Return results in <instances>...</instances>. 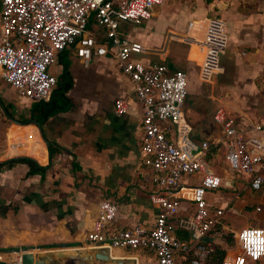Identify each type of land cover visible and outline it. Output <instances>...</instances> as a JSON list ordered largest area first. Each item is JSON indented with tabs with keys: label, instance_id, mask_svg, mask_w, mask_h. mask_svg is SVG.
<instances>
[{
	"label": "crops",
	"instance_id": "crops-1",
	"mask_svg": "<svg viewBox=\"0 0 264 264\" xmlns=\"http://www.w3.org/2000/svg\"><path fill=\"white\" fill-rule=\"evenodd\" d=\"M207 1L177 0L180 8L171 13V23L164 25L160 34L138 35L144 37L148 43L153 42L146 46L133 38L132 28L121 23L120 36L142 46V51L134 55L133 59L146 67L164 64L170 72L183 71L188 81L187 91L192 75L189 73H193L197 79V90L203 84H210L211 81L202 83L198 78L205 52V26L211 18L208 16ZM164 2L165 0L161 5ZM247 2L264 8V0ZM160 6L152 10L148 20L139 24H128L141 25L154 20ZM246 17L248 16L242 12L233 11L224 18L227 46L232 40L233 30H245L244 26H248L242 22ZM202 21H206L204 26ZM176 25L179 29H176ZM94 30L100 33L99 29ZM258 39L263 45L264 34L252 39L246 37L243 42H254ZM171 42L176 45L173 46ZM194 49L202 52L199 62L195 60ZM65 71L70 82L66 96L71 105L66 111L50 116L39 125L40 128L30 112L32 103L6 83L4 87L0 85V163L24 156L45 170L44 179L41 181L39 175H28V167L24 164L15 163L0 168V264H13L15 261L10 260L13 255L16 254L17 257L24 253L11 249L17 246H22L25 252H31L34 257L46 251H67L74 264H80L94 251L103 250L107 251L108 258L114 263L156 264L155 256L151 252L104 249L86 240L98 218L99 204L105 199L114 202L118 208L116 219L109 226L110 231L135 224L151 227L157 216V208L149 200L154 189V175L144 164L140 150L142 109L135 95L134 84L116 69L111 53L94 56L88 65H84L76 56L74 47H69L60 52L49 67V72L56 78L57 83ZM223 72L224 69L220 68L218 74ZM18 99L20 111L16 104ZM119 99L128 102V108L123 113H118L114 107ZM217 104L213 115L217 108H223L234 118L237 128L246 137L255 135L249 130L250 125L264 122V102L263 116L255 122L246 119L245 115L242 117L221 100H217ZM8 107L11 116L6 111ZM24 109H27V116L23 113ZM213 115L208 117V124L205 125L201 121L207 119L204 116L202 119L198 118L201 120L191 122L187 121L182 112V121L189 128L188 137L192 139L194 136L191 134L198 128L201 142L212 143L220 139L221 128L214 122ZM30 119L35 123L26 124ZM213 131L215 135L212 138L204 137ZM220 148L224 149V161L221 163L217 161V151ZM52 150L55 151L54 154L51 153ZM211 150L213 152L208 162L213 171L222 178L223 186L217 191L208 192L206 199L211 210H222L220 221L223 222L224 229L236 231L234 222L224 217L229 199L222 193L236 189L239 180L248 187L247 194H253L248 185L249 177L230 170L225 159L224 144L210 146L207 153ZM216 162L219 165L223 163L225 168L219 169ZM262 174L264 175V171ZM216 192L220 193L219 197L210 200L209 195L213 196ZM189 198L190 190L186 189L182 193L178 214L167 221L173 233L177 229L187 231L182 223L192 217L195 211ZM252 223L254 225L251 227L264 231V224ZM55 244H60L62 248H50ZM69 261L66 257L55 264H69ZM262 263L264 264V258L249 264Z\"/></svg>",
	"mask_w": 264,
	"mask_h": 264
},
{
	"label": "built area",
	"instance_id": "built-area-1",
	"mask_svg": "<svg viewBox=\"0 0 264 264\" xmlns=\"http://www.w3.org/2000/svg\"><path fill=\"white\" fill-rule=\"evenodd\" d=\"M163 0H0V76L31 103L45 102L57 80L49 72L57 55L74 47L84 65L94 56L111 53L116 69L128 77L142 109L140 150L144 164L153 173L150 202L157 208L151 227L135 224L110 231L118 208L111 200L99 204L87 241L100 248L151 252L156 264H208L222 232V210H211L206 195L223 186L205 158L210 146L225 145V159L235 174L247 175L250 191L264 184V122L249 126L255 135L246 137L223 108H217L214 122L221 128L215 142L194 143L182 121V108L188 94L186 74L170 72L164 64L146 67L133 56L142 51L140 43L120 36L121 23L139 24L150 18ZM189 25H192L190 23ZM95 28L100 30L95 32ZM205 52L198 78L209 83L219 72V54L227 47L225 22L210 18L205 26ZM114 48V51H112ZM115 110L123 113L128 102L117 100ZM190 190L194 214L182 226L190 238L182 242L168 227L178 214L182 193ZM260 212V208L255 209ZM223 223V222H222ZM221 227H224L221 224ZM240 253L225 257L221 264L257 263L264 258V231L245 226L232 231ZM218 236V239L217 237ZM209 237L211 242H204ZM20 263V255H17Z\"/></svg>",
	"mask_w": 264,
	"mask_h": 264
},
{
	"label": "rangeland",
	"instance_id": "rangeland-1",
	"mask_svg": "<svg viewBox=\"0 0 264 264\" xmlns=\"http://www.w3.org/2000/svg\"><path fill=\"white\" fill-rule=\"evenodd\" d=\"M247 1L248 0L207 1L206 6L209 17L216 16L224 21V18H226L227 15H231L233 11L242 12L248 16L242 20L243 24H248V26H244L245 30L232 31V40L229 41L228 46L221 56V66L224 69V72L215 75L210 84H203L200 86V89L197 90L199 84L197 83L195 75L189 73L190 71H186L187 73L192 74L190 75L188 96H186L182 108L184 117L187 121L195 122L196 120H201L202 116H204L207 119L201 121L205 122V125H207L208 117L213 115V110L215 106L218 105L217 100L224 102L227 107L240 113L242 117L245 115L247 117L246 119H249L252 122L259 121L262 118L264 102V55L262 53H264V44L261 45L259 39L254 42H243V39L246 37L252 39L264 34V10L258 11V9L264 8L257 7L255 3L252 4V2L249 3ZM210 5H216L219 10L216 9V11L210 14ZM177 8H180V6L177 5V0H165L164 4L158 8L157 17L154 20L141 25H131L128 23H124L123 25L132 28L133 38L142 42L146 46L153 42L148 43L144 37L138 35H146L148 33L160 34L164 25L171 23L170 15ZM202 22L204 26L206 21ZM197 23L198 22H195V24ZM176 29H179L177 25ZM171 44L173 46L176 45L174 42H171ZM194 52H196V55L194 56L195 60L199 62L201 57L200 53L202 52L196 49H194ZM0 85L3 87L6 86L1 78ZM19 102L18 99L16 101L18 110L21 107ZM23 113L27 116V109H24ZM212 125L214 126L213 122ZM197 129H195L191 135L192 137L194 136L193 138L200 140L201 135ZM214 135L215 132L213 131L212 133L204 135V137L210 139ZM223 151V148H220V150L217 151V155L219 156L217 161H220V163L224 161ZM215 164L219 169L225 168L223 163L219 165L218 162H216ZM225 172L229 174L228 171ZM236 187L238 189L233 188L227 193H222L225 198L229 199V205L224 211V217H227L230 222H234V230L236 231H239L245 225L253 226L254 223L252 222H257L258 224L262 223L263 225L264 185L260 192L250 195L247 194L248 187L239 182V180L238 183H236ZM216 193L217 194L213 196L209 195V199H217L220 193ZM256 207L261 208L260 213L255 212ZM220 243L221 247L226 249L225 257L229 258L241 251L235 242L233 245H230L226 241L224 242L223 237L221 238ZM59 248H62L60 244L54 245V249ZM11 249H15L17 253L25 252L22 246L12 247ZM126 254L132 255L133 253L126 252ZM102 264L113 263L105 262Z\"/></svg>",
	"mask_w": 264,
	"mask_h": 264
},
{
	"label": "trees",
	"instance_id": "trees-1",
	"mask_svg": "<svg viewBox=\"0 0 264 264\" xmlns=\"http://www.w3.org/2000/svg\"><path fill=\"white\" fill-rule=\"evenodd\" d=\"M64 66L66 67L67 65ZM69 89H70L69 76L65 71L62 74L58 83L56 84V87L53 90L51 97L47 102L32 103L30 107V112L32 114V118L36 121L38 125L41 126L45 122V120H47L50 116L59 112H64L67 109H69L71 103L66 96V93ZM6 111L10 116L12 115L9 111V107L6 108ZM212 152L213 150H211V152L207 153L205 156V158L208 161L210 160V155L212 154ZM51 153L54 154L55 151L52 150ZM15 163L26 165L28 167V175H39L41 177V181L44 179V175H45L44 168L39 166L32 159H29L24 156L0 163V168L9 167ZM221 224L223 225L222 222ZM221 224L216 227V230L218 232H222V237L224 239V242L226 241L230 245H233L234 242L236 243V239L234 238V233L229 229L222 231ZM173 236H175L177 239H179L182 242H186L190 238V233L187 231L177 229L176 231H174ZM50 248H54V247H50ZM214 248H215L214 252L209 256L208 264H221V262L225 258L226 249L221 247L220 241L215 243Z\"/></svg>",
	"mask_w": 264,
	"mask_h": 264
},
{
	"label": "water",
	"instance_id": "water-1",
	"mask_svg": "<svg viewBox=\"0 0 264 264\" xmlns=\"http://www.w3.org/2000/svg\"><path fill=\"white\" fill-rule=\"evenodd\" d=\"M218 7L216 5H210L209 8V13L212 14L214 11H216ZM219 10V9H217ZM211 18H217L216 16H213ZM225 51V50H224ZM223 51V52H224ZM223 52L221 54H219V63L218 66L219 68H222L221 66V56L223 54ZM188 82V81H187ZM10 121H14L12 118H9ZM26 124L29 123H35V121L33 119H30L28 121L25 122ZM36 125L39 127V125L36 123ZM40 128V127H39ZM192 142L194 143H200V140H197L195 138H192ZM46 144L47 141H45ZM204 242H211L212 239L209 237H205L203 239ZM69 261V264H74V262H72L73 258L69 255V253L67 251H46L40 255H38L37 257H34V255L31 252H24L20 255V263L19 264H55L57 263L58 260L64 259L66 258ZM105 262H112L113 264H126V263H121V262H117L114 263L112 260H110L107 256V251L103 250L101 251H94L92 254H89L86 258V260L82 261L80 264H102Z\"/></svg>",
	"mask_w": 264,
	"mask_h": 264
},
{
	"label": "bare ground",
	"instance_id": "bare-ground-1",
	"mask_svg": "<svg viewBox=\"0 0 264 264\" xmlns=\"http://www.w3.org/2000/svg\"><path fill=\"white\" fill-rule=\"evenodd\" d=\"M11 261H15L17 263V258H16V254L13 255V257L10 259Z\"/></svg>",
	"mask_w": 264,
	"mask_h": 264
}]
</instances>
